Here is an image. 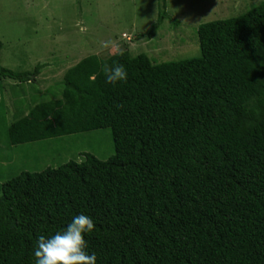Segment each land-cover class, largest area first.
I'll return each mask as SVG.
<instances>
[{
	"label": "trees",
	"instance_id": "obj_1",
	"mask_svg": "<svg viewBox=\"0 0 264 264\" xmlns=\"http://www.w3.org/2000/svg\"><path fill=\"white\" fill-rule=\"evenodd\" d=\"M197 37L200 56L181 61L88 55L59 98L9 126L10 145L109 128L114 154L6 181L0 264H36L38 237L80 214L94 222L97 264H264V0ZM116 63L128 79L109 84L101 66ZM39 69L0 66V79L34 81Z\"/></svg>",
	"mask_w": 264,
	"mask_h": 264
},
{
	"label": "rangeland",
	"instance_id": "obj_2",
	"mask_svg": "<svg viewBox=\"0 0 264 264\" xmlns=\"http://www.w3.org/2000/svg\"><path fill=\"white\" fill-rule=\"evenodd\" d=\"M262 1L166 0L164 20L148 37L161 12L159 0H0V66L14 72L38 66L43 74L35 84L0 79V189L22 172L80 162L84 154L101 161L114 154L109 128L20 145L7 142L14 121L33 105L60 97L66 70L82 58L123 51L156 63L199 57L201 24L239 16ZM102 42L109 46L103 48Z\"/></svg>",
	"mask_w": 264,
	"mask_h": 264
},
{
	"label": "clouds",
	"instance_id": "obj_3",
	"mask_svg": "<svg viewBox=\"0 0 264 264\" xmlns=\"http://www.w3.org/2000/svg\"><path fill=\"white\" fill-rule=\"evenodd\" d=\"M101 46L107 48L109 45L102 42ZM101 71L109 84L126 82L128 79V73L123 64H103ZM94 228L92 219L80 214L75 216L62 232L47 238L40 235L34 249L36 264H97L95 253L91 255L87 253L85 240V234L93 232Z\"/></svg>",
	"mask_w": 264,
	"mask_h": 264
},
{
	"label": "crops",
	"instance_id": "obj_4",
	"mask_svg": "<svg viewBox=\"0 0 264 264\" xmlns=\"http://www.w3.org/2000/svg\"><path fill=\"white\" fill-rule=\"evenodd\" d=\"M43 74L41 72L38 73V75L36 76L37 78L34 80V81H31V82H26L25 84H31V83H36L38 81V77L39 76H42Z\"/></svg>",
	"mask_w": 264,
	"mask_h": 264
}]
</instances>
